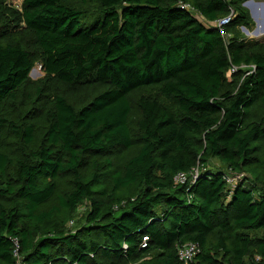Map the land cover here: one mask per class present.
<instances>
[{"label":"trees","instance_id":"1","mask_svg":"<svg viewBox=\"0 0 264 264\" xmlns=\"http://www.w3.org/2000/svg\"><path fill=\"white\" fill-rule=\"evenodd\" d=\"M244 1L0 0V264H264Z\"/></svg>","mask_w":264,"mask_h":264},{"label":"built area","instance_id":"2","mask_svg":"<svg viewBox=\"0 0 264 264\" xmlns=\"http://www.w3.org/2000/svg\"><path fill=\"white\" fill-rule=\"evenodd\" d=\"M183 6H187V4ZM230 17H231V14L216 20L215 23L221 28L223 24L227 23L230 20ZM221 32L224 33L222 29H221ZM197 175H198V168L196 167V168H193L191 172L189 173H186L183 171L176 173L173 177V181L174 183H184L188 180L190 176L191 181L193 182L195 178L197 177ZM224 178L226 182L228 183L230 189H233L236 182L241 178V174H234V173L228 172L225 174ZM198 251H199V244L197 242L190 241L178 247L177 255L180 260H182L183 262L187 264L195 257Z\"/></svg>","mask_w":264,"mask_h":264},{"label":"rangeland","instance_id":"3","mask_svg":"<svg viewBox=\"0 0 264 264\" xmlns=\"http://www.w3.org/2000/svg\"><path fill=\"white\" fill-rule=\"evenodd\" d=\"M22 0H8L11 4L15 6H20ZM250 4L246 6L248 9L250 16L252 17L253 23L251 24L250 29H248V33H245L242 28L244 37L246 39H258L262 40L264 39V0H250ZM254 34H253V33ZM259 32H262L263 34H259ZM260 35V36H259ZM41 68L36 65L29 73L31 78H38L42 75ZM210 162L214 163L215 165H218V162L216 159L211 160ZM84 207H79L78 211H82Z\"/></svg>","mask_w":264,"mask_h":264},{"label":"water","instance_id":"4","mask_svg":"<svg viewBox=\"0 0 264 264\" xmlns=\"http://www.w3.org/2000/svg\"><path fill=\"white\" fill-rule=\"evenodd\" d=\"M250 2H251L250 0H245V1L243 2V4H244L245 6H247V5L250 4ZM241 28H242V30H243L245 33H248V32H249L248 29H247L246 27L242 26Z\"/></svg>","mask_w":264,"mask_h":264},{"label":"bare ground","instance_id":"5","mask_svg":"<svg viewBox=\"0 0 264 264\" xmlns=\"http://www.w3.org/2000/svg\"><path fill=\"white\" fill-rule=\"evenodd\" d=\"M252 33H253V32H252ZM253 34H254V33H253ZM259 34L261 35V34H263V33H262V32H259ZM260 35H259V36H260Z\"/></svg>","mask_w":264,"mask_h":264}]
</instances>
